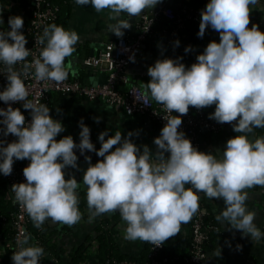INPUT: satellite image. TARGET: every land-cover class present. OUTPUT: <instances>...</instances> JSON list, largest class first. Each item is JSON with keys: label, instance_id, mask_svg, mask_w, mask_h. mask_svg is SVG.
Returning <instances> with one entry per match:
<instances>
[{"label": "clouds", "instance_id": "1", "mask_svg": "<svg viewBox=\"0 0 264 264\" xmlns=\"http://www.w3.org/2000/svg\"><path fill=\"white\" fill-rule=\"evenodd\" d=\"M74 2L91 5L97 12L108 9L109 18L115 21L108 26L110 32L122 37L123 30L132 27L130 20L121 18L122 14L138 16L160 0ZM259 2L208 0L201 10L197 35L203 37L210 26L219 33V42H209L190 66L177 57L157 59L148 67L149 95L169 114L163 117L166 123L153 141L155 158L147 145L141 147L131 139L138 131L124 136L120 131L109 135L106 129L98 136L101 147L97 149L83 117L78 144L70 134L57 140L58 134L65 131L62 122L50 115L47 104L27 99L29 91L24 81L29 75L38 81H64L68 75L65 58L73 54L80 37L62 25L46 26L39 38L43 45L39 56L29 63L26 58L30 50L22 31L24 19L19 15L8 18L9 30H0V65L7 73V84L0 90V101L7 105L0 107V135L6 138L12 134L16 139H0V174L10 175L16 160L30 161L23 169L26 181L14 183L11 190L14 202L24 207L36 227L49 218L68 225L80 221L79 182L75 176L66 179L65 173L69 166L79 168L74 151L79 149L81 155L88 150L103 158L93 164L91 157L85 156L88 167L83 184L87 186L89 219L119 212L126 222L125 240L162 246L199 210L200 193L209 199L224 200L225 207L216 218L226 222L229 229L256 241L264 238V231L254 222L255 210L247 206L245 191L264 186V136L250 139L247 135L255 128H264V31L255 23L248 27L250 6ZM179 43L177 39L175 45ZM189 51L190 45L185 48ZM21 63L18 70L15 66ZM21 101L23 108L30 110V122H26L20 107H13ZM212 105L215 109L209 119L231 123L234 132L240 134L229 138L222 150L205 152L178 128L189 106L201 109ZM173 112L179 115H171ZM94 119L99 122L101 118ZM29 240V234L17 239L13 264H41L44 249L29 244Z\"/></svg>", "mask_w": 264, "mask_h": 264}, {"label": "crops", "instance_id": "2", "mask_svg": "<svg viewBox=\"0 0 264 264\" xmlns=\"http://www.w3.org/2000/svg\"><path fill=\"white\" fill-rule=\"evenodd\" d=\"M183 1L184 0H160L153 8L146 9L173 8L179 6ZM24 3L25 0H0V16L5 15L8 20L10 16L19 15L26 20L29 14L23 12L22 5H24ZM250 8V24L248 27H251V25L255 23L259 25L261 31H264V0H260L258 4L252 5ZM139 15L128 17L127 14H122L121 18L130 20L132 24L131 28L123 30L124 35L122 37H128L135 33V26ZM110 23H115V21L109 18L108 9L97 12L91 5H78L73 0L72 14L68 22V29L75 30L80 39L75 46L73 54L65 58L64 66L70 77L89 84H100L106 81V76L101 70L88 67L84 64V58L98 54L105 47L107 42L120 38L110 32L108 27ZM219 39L220 36L217 31L210 36L200 37L197 35L191 42L195 58L198 54L203 52L209 42L213 40L219 42ZM153 64L154 60L151 54L143 50L142 54L128 67L127 73L129 81L127 84H121V88L124 89L131 84L138 83L149 95L147 82L151 77L148 75L147 69ZM152 100L155 101L154 99ZM48 107L50 108V115L54 119L61 121L65 128L64 132L58 134L56 137L57 140L70 134L73 136L74 141H79V132L81 131L79 121L83 117L84 123L90 128L91 141L100 143L98 136L106 129L109 130V135L114 134L116 131H120L124 136H126L129 131L134 133L138 131L139 134H134L131 139L141 147L147 145L152 150L153 158H155L156 145L153 141L155 137L160 135L162 127L146 114H128L124 109L116 108L102 99L89 100L79 96L63 95L60 93L52 94ZM213 107L215 108V105H213ZM95 117H100V121L96 122L94 119ZM239 134L240 133L233 134L228 128L212 134L206 141V152L215 151L217 149L222 150L229 138ZM247 135L250 139L263 136L254 131ZM105 138L107 139V137ZM115 147L116 146H113V150ZM216 155L219 156L220 153L216 152ZM67 170L68 172L72 171L79 182L78 192L86 191L87 186L83 184V175L85 171L83 173L81 171L80 176H78L77 173L79 169L69 166ZM245 191L248 193V200L246 201L248 208L256 212L254 222L264 231V186L256 185L245 189ZM202 200L203 206L207 211L208 209L212 211L215 218L225 207L222 198L209 199L202 193L200 194L199 201ZM79 210L82 217L75 225L52 222L51 218L42 225V231L45 233L49 244L55 245L56 248H43L44 254L40 258L41 264H68V260H70L74 254L78 255L80 253L82 260H78L80 262L79 264H99L97 260L99 243L98 226L102 225L106 220L110 221L111 224L115 222L117 229L116 238L124 253L139 256L144 252V241H130L124 239L126 222L122 220L119 212L104 213L90 220V211L87 201L83 209L79 208ZM217 222L221 229L226 233L230 232L231 236L249 239L250 253L254 255L261 264H264L263 238L256 241L251 239L250 236H243L239 230L229 229V225L224 221L217 220ZM30 238L33 241L34 235L30 234ZM190 238L191 226L187 222L181 225L179 233L172 239V244L178 249H190ZM3 241V238L0 237V243ZM30 244L35 243L30 242ZM220 249L221 252L223 250L230 251V247L224 244ZM218 253L219 248L209 251L212 258Z\"/></svg>", "mask_w": 264, "mask_h": 264}, {"label": "built area", "instance_id": "3", "mask_svg": "<svg viewBox=\"0 0 264 264\" xmlns=\"http://www.w3.org/2000/svg\"><path fill=\"white\" fill-rule=\"evenodd\" d=\"M196 8H184V12H188L187 17L193 18L200 22L201 10L205 8L208 0ZM23 12H27L29 17V25L26 28L27 44L26 47L30 50V55L26 58V62L31 63L34 58L39 56L43 47L39 43V38L43 35L44 28L48 26L57 16L58 6L53 5L49 0H28L22 5ZM165 14L173 17L175 11L173 8L162 9H145L138 17L135 33L128 37H120L116 40H111L105 44V47L96 55L84 58V64L88 67L97 68L107 74V79L103 84H89L83 83L78 79H74L67 75V78L62 82H54L51 80L38 81L34 76L29 75L25 79V85L29 91L27 99L35 103H45L49 106L53 93H60L63 95L79 96L89 100L102 99L116 108L124 109L128 114H146L151 119H156L162 126L166 123L163 117L169 115L165 107L158 103L155 104L146 90L138 83L131 84L126 88H121V84H127L129 81L128 67L136 60L143 52L145 40L154 35V24L159 14ZM179 25L181 23V19ZM9 26L1 27L0 30L8 31ZM210 27V26H209ZM208 27V28H209ZM173 31L170 36H173ZM161 41V40H160ZM159 41V42H160ZM130 57L134 59H130ZM23 63V62H22ZM17 64L15 67L19 70L22 67ZM66 69V67H65ZM67 71V69H66ZM34 72V68L32 69ZM68 73V71H67ZM6 69L0 65V90L7 84ZM24 101L13 104V107H20L21 111L26 117V122L31 121L30 110L23 108ZM0 107H7V105L0 101ZM201 116L195 115L188 111L182 116V124L178 130L185 132L186 136L191 139L192 144L198 148L200 145L195 133V128L200 124L208 127L211 131L219 132L230 123H218L214 119H209V116H204L202 112H198ZM179 115L178 113H171V115ZM235 123V122H233ZM0 139H6L8 142L16 139L15 136L9 134L6 138L0 135ZM30 161L28 159L16 160L13 165V171L10 175H3L9 184L7 197L13 199L14 193L11 186L14 183L25 182L26 178L23 175V169ZM14 200V199H13ZM16 203V202H15ZM17 204V210L13 213L11 219V226L14 231L12 237L0 243V260L3 253L8 247H13L14 251L18 250L17 239L25 234H29L30 216L23 206ZM207 214L205 207L199 208L196 212L195 219L191 224V253L187 258V262L194 264H208L210 254L205 250V242L209 236L203 230V217ZM30 242L38 245L39 238H30ZM162 246H154L149 242V250L147 254V261L144 264H173L172 259L163 256ZM114 264H135L130 260L124 259L121 261L113 260Z\"/></svg>", "mask_w": 264, "mask_h": 264}, {"label": "trees", "instance_id": "4", "mask_svg": "<svg viewBox=\"0 0 264 264\" xmlns=\"http://www.w3.org/2000/svg\"><path fill=\"white\" fill-rule=\"evenodd\" d=\"M27 1L28 0H25V2ZM49 1L53 5H57L59 8L56 18L50 24L55 23L57 25H62L65 29H68V22L72 14L73 0ZM205 2V0H184L179 6L173 7L175 11L173 17H169L168 15H165L163 13H160L158 15L154 24L155 34L149 36L145 40L143 47L144 51H147L151 54L154 63L157 59H175L177 57H182L181 62H183L186 66H190L192 63L196 62L191 42L197 36L200 22L194 20L193 18L187 17L188 12H184L183 9L187 8L188 11H190V9L196 8L204 4ZM0 17H2L4 21V23L0 24V28L8 26V20L6 18L7 16L1 15ZM29 17L30 15L26 20L24 19V27L22 29L26 38V28L29 25ZM178 19H181V23L183 25H179L180 21ZM173 31L175 32V34L173 36H170ZM215 31L216 30H213L211 27L206 28L204 36H210L215 33ZM177 39L180 42L178 46L175 45V41ZM189 45L191 46V51L185 52V48ZM154 103L158 104L156 101H154ZM214 109L215 108L213 107V105L201 109H197L194 106H189V112L193 113L195 117L201 116L198 112H202L204 116H209V113L213 112ZM153 120L156 121L159 126L163 127L156 119ZM225 128H228L230 131H232L233 134H238L234 132L231 123L226 125ZM253 131L264 136V128H255ZM195 133L200 143L198 149L206 152V141L212 134L216 132L211 131L208 127L199 124L195 128ZM65 173L66 179L70 178L71 176H75L72 171L68 172L67 168L65 169ZM8 190V181L0 175V237L3 238V240L10 239L14 233L11 226V219L13 213L17 210V204L14 202V200L7 198ZM78 194V206L80 209H83L87 201V192L79 191ZM202 203L203 200L199 201V208L204 207V204ZM195 216L196 213L188 222L190 226L193 223ZM202 225L203 230L206 231L209 236L204 245L205 250H217L218 248H221L223 244L230 247V251L223 250L220 255L217 254L214 258L210 257L208 264H261L260 261L249 251V239L244 237L235 238L231 236L230 232H224L218 224L212 211H210L209 209L207 211V214L203 217ZM42 229V226L36 227L32 219L30 218L29 232L30 234H33L34 237L39 238L40 242L38 245L42 246L44 249H54L55 245L49 244L48 239L46 238L45 233L42 231ZM98 231L99 243L97 249V260L99 264H114L113 260L115 259L118 261L127 259L135 264H144L147 261L149 242L144 241L145 249L144 252H142L139 256L129 255L122 251L120 243L116 238L117 229L115 222L111 224L108 220L104 221L102 225L98 226ZM173 237H170L167 241L164 242V249L162 250L163 256H167L172 259L173 264H194L186 261L191 253V248L185 250L175 248L172 244ZM238 245L239 248L237 247ZM14 252L15 251L13 247H8L2 255L0 264H13L11 257ZM79 259L82 260L81 253L78 255L74 254L67 263L79 264Z\"/></svg>", "mask_w": 264, "mask_h": 264}, {"label": "water", "instance_id": "5", "mask_svg": "<svg viewBox=\"0 0 264 264\" xmlns=\"http://www.w3.org/2000/svg\"><path fill=\"white\" fill-rule=\"evenodd\" d=\"M144 47V46H143ZM104 75L106 76L107 79V74L105 72H103ZM104 82H101L100 84H103ZM77 144L79 143V141H75ZM95 145V147L97 149H99V147H101V144L99 142H95L92 141ZM74 151H76L77 156H78V165H79V171L77 173L78 176H80V172L82 171V173L87 169L88 167V161L85 160V156H90L91 157V163H96L98 160L103 159L102 157L97 156L96 152L93 151H88L86 150L85 153L83 155L80 154L79 149H74ZM84 188V187H83Z\"/></svg>", "mask_w": 264, "mask_h": 264}]
</instances>
